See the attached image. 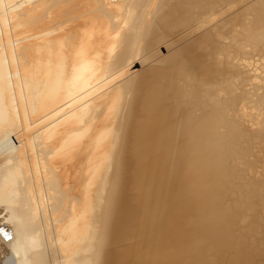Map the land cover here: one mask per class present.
<instances>
[{
    "label": "bare ground",
    "instance_id": "bare-ground-1",
    "mask_svg": "<svg viewBox=\"0 0 264 264\" xmlns=\"http://www.w3.org/2000/svg\"><path fill=\"white\" fill-rule=\"evenodd\" d=\"M0 208L11 264H264V0H0Z\"/></svg>",
    "mask_w": 264,
    "mask_h": 264
},
{
    "label": "rangeland",
    "instance_id": "rangeland-1",
    "mask_svg": "<svg viewBox=\"0 0 264 264\" xmlns=\"http://www.w3.org/2000/svg\"><path fill=\"white\" fill-rule=\"evenodd\" d=\"M3 213L4 212H3L2 208H0V230L2 228H4V230H5L8 226V224L5 222L4 218L1 217V216H3ZM10 228H11V226L9 225V229ZM2 235L3 234L1 233V235H0V264H11V262H12L11 252H10L9 247L7 246L8 244H6L7 242L3 239Z\"/></svg>",
    "mask_w": 264,
    "mask_h": 264
},
{
    "label": "built area",
    "instance_id": "built-area-1",
    "mask_svg": "<svg viewBox=\"0 0 264 264\" xmlns=\"http://www.w3.org/2000/svg\"><path fill=\"white\" fill-rule=\"evenodd\" d=\"M8 236H9V237H8ZM2 237H3V239H4L5 241H7L8 238H10V231L5 232V233L2 235Z\"/></svg>",
    "mask_w": 264,
    "mask_h": 264
}]
</instances>
